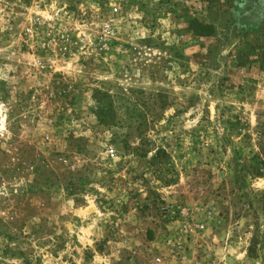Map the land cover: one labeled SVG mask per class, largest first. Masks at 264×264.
Masks as SVG:
<instances>
[{"label":"rangeland","instance_id":"374dc122","mask_svg":"<svg viewBox=\"0 0 264 264\" xmlns=\"http://www.w3.org/2000/svg\"><path fill=\"white\" fill-rule=\"evenodd\" d=\"M0 264H264V0H0Z\"/></svg>","mask_w":264,"mask_h":264},{"label":"trees","instance_id":"16d2710c","mask_svg":"<svg viewBox=\"0 0 264 264\" xmlns=\"http://www.w3.org/2000/svg\"><path fill=\"white\" fill-rule=\"evenodd\" d=\"M194 33L200 39H207V38H210L212 36L213 31H212V28H210V27H200L199 31H194Z\"/></svg>","mask_w":264,"mask_h":264}]
</instances>
